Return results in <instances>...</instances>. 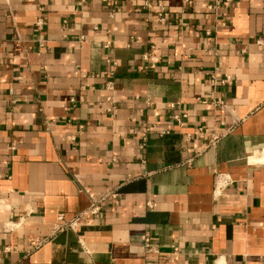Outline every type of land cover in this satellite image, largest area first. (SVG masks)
I'll list each match as a JSON object with an SVG mask.
<instances>
[{
	"label": "crops",
	"instance_id": "crops-1",
	"mask_svg": "<svg viewBox=\"0 0 264 264\" xmlns=\"http://www.w3.org/2000/svg\"><path fill=\"white\" fill-rule=\"evenodd\" d=\"M151 1L0 0V264H264V0Z\"/></svg>",
	"mask_w": 264,
	"mask_h": 264
},
{
	"label": "built area",
	"instance_id": "built-area-1",
	"mask_svg": "<svg viewBox=\"0 0 264 264\" xmlns=\"http://www.w3.org/2000/svg\"><path fill=\"white\" fill-rule=\"evenodd\" d=\"M86 0H77V5L78 6H82L83 3ZM231 0H217L216 2H214L211 5H207V8L209 10H216L217 7L222 4L224 6H227L230 3ZM184 2L188 5L192 4V0H184ZM141 6L142 8L148 9V10H155V14H156V19L158 21V23H160L161 25H163L166 22V13H165V7L164 4L162 2H157L156 4H153L151 0H141ZM43 19L42 17H39L36 21V26L39 30L42 29L43 26ZM207 34H210V31L207 29L206 30ZM44 42V40H40V43ZM258 44H264L263 40L258 39L257 40ZM103 47L108 48L109 44L105 43L103 45ZM152 52L150 53H145L142 57L145 60H150L152 62ZM109 63H111V67L108 71L109 75L112 76L114 75L115 69H116V61L113 59L108 60ZM211 81L213 83H215L216 80L214 77L211 78ZM230 82V77L228 75H226L223 79L220 80V83L222 85L224 84H228ZM108 89L112 90L113 86H112V82L108 83L107 86ZM107 107H106V111L113 116V111L115 109V104L113 99L108 96L107 97ZM210 103L215 107V108H220L223 109L224 111H226V104L224 103V100L221 97H214L211 96L210 97ZM186 117L185 113H180V112H176L173 113L172 115V120L176 123V124H180L182 118ZM150 130V126L146 125L144 130L142 131V134L145 135L146 132H148ZM200 130H202V128L200 127ZM220 134H216V133H212L210 135V139L209 142L210 144H214L218 138H219ZM228 183V179L224 178V181L222 182L221 186L226 185ZM119 196V192L115 189V190H111L108 191L104 194H102L99 197H95V198H91V202L88 206V208L86 209L85 213H89L92 215H98L100 210L102 209L103 203L106 200H112V199H116ZM81 218V215L75 216L73 218L70 219H66L63 215H59L58 216V220H59V224L57 226H55V229L57 231H62L65 229H73L74 226L76 225L77 221ZM143 250L145 253H149V252H153L154 251V246L148 241V239H146L144 245H143ZM174 251H177V248H174Z\"/></svg>",
	"mask_w": 264,
	"mask_h": 264
}]
</instances>
